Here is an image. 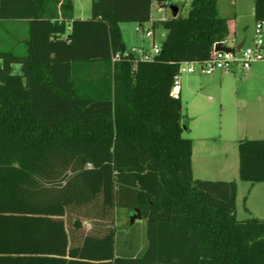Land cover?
I'll return each instance as SVG.
<instances>
[{
	"label": "trees",
	"instance_id": "trees-1",
	"mask_svg": "<svg viewBox=\"0 0 264 264\" xmlns=\"http://www.w3.org/2000/svg\"><path fill=\"white\" fill-rule=\"evenodd\" d=\"M250 1L264 22V0ZM155 2L168 0H92L83 20L73 0H0V264H264V220L238 219L236 181L194 178L171 95L181 64L211 59L234 18L192 0L154 21ZM17 21L26 40L3 42ZM126 22L166 30L153 60L113 62ZM239 176L264 182V140L240 141ZM122 209H140L144 240H122Z\"/></svg>",
	"mask_w": 264,
	"mask_h": 264
},
{
	"label": "rangeland",
	"instance_id": "rangeland-1",
	"mask_svg": "<svg viewBox=\"0 0 264 264\" xmlns=\"http://www.w3.org/2000/svg\"><path fill=\"white\" fill-rule=\"evenodd\" d=\"M191 2L192 0H168L166 6L155 2L152 8V19L161 21L174 17L173 7L178 8L179 15L187 16ZM230 2L231 0H226L224 9L223 2L220 0V15L223 16L226 13L229 18L236 15L235 20L230 21L232 33L248 35L252 41L246 46H252L255 39V18L251 10L253 2L238 0L236 1L237 7L230 6ZM91 3V0H78L75 15L82 19L89 18L91 16ZM11 26L10 24L4 25L1 33L3 42L9 43L14 36L16 39H22L24 35L27 38V33L24 34L22 28H8ZM138 26L139 23L126 22L121 24V29L126 52H133L135 57L141 58L143 55L151 54L155 47H160L165 38L166 30L162 26L153 29L151 23H148L144 30L137 31ZM147 29L154 32V38L145 37ZM18 47L24 48V43H18ZM258 66H264V61L254 63L249 71L239 67L234 73L228 75L224 88V91H227V98L224 102L217 98L216 92L210 91L203 92V98H196L190 88L199 85V81L211 82L216 75L205 76L198 72L183 73L179 80L180 85L184 88L181 100L183 121L187 120L188 113L191 115L194 113L198 117L192 123L193 132H184L185 137L193 138L195 142L192 164L194 178L212 181H236L238 183L236 201L239 220L252 217L264 220V182L253 185L240 179L238 171L239 144L234 141V136L237 135L244 138L247 136L264 137V78L251 75V72ZM189 79H191L190 82ZM213 87L212 89L217 91L216 84ZM175 93H178L177 89H175ZM212 126H215L217 131L211 130V135L221 132L219 127L223 128V142L215 144L206 141L204 145H201L200 137L204 135L205 129ZM132 212L127 209H122L120 212L121 221L118 222V226L119 230L124 233L121 238L122 240H129L136 235L137 239L141 237L142 241L145 238L146 221L139 220L137 221L138 225L132 226L130 223ZM80 220H84V218L81 217ZM83 222L86 229L90 228V222L85 220Z\"/></svg>",
	"mask_w": 264,
	"mask_h": 264
},
{
	"label": "built area",
	"instance_id": "built-area-1",
	"mask_svg": "<svg viewBox=\"0 0 264 264\" xmlns=\"http://www.w3.org/2000/svg\"><path fill=\"white\" fill-rule=\"evenodd\" d=\"M146 24L139 25L137 27V31L144 30L146 28L145 27ZM263 28H264V22L256 23L254 44L252 46L244 45L239 52H237L236 50L234 53L217 52L214 50V47L216 46L215 44L213 46V55L211 59L203 62L182 63L180 67V74L176 78L175 85L172 87L171 95L176 98L178 97L179 86H180L179 80L183 73L193 74L198 72L204 75H212L217 71L230 72L232 69L236 67L237 68L242 67L244 70H249L254 63L259 61H264ZM145 37L154 38V32H152L150 29H147ZM222 43L228 46L227 40ZM228 47L236 49L237 45L234 42H232V45ZM160 51H161L160 47H155L153 52H151V54L143 55L139 59L145 61H149V60L151 61L153 60L155 55H158L160 53ZM131 53L134 54L133 52ZM128 55L129 52H126L124 55L116 54L113 57V62L121 61L123 58L127 57ZM175 89L178 90L177 94L175 93Z\"/></svg>",
	"mask_w": 264,
	"mask_h": 264
},
{
	"label": "crops",
	"instance_id": "crops-1",
	"mask_svg": "<svg viewBox=\"0 0 264 264\" xmlns=\"http://www.w3.org/2000/svg\"><path fill=\"white\" fill-rule=\"evenodd\" d=\"M77 1L78 0H73V3H74V17H75V19H82V18L77 17L75 15V7H76ZM236 1H238V0H231L230 6L237 7L238 4H237ZM91 2H92V0H91ZM222 2H223V5H224V9H225L226 0H222ZM218 9L220 10V0H218ZM251 10L253 12V14H252L253 17L255 18V4H254V2L252 4V6H251ZM91 13H92V3H91ZM178 14H179V10H178ZM223 16L224 17H229V15H227L226 13ZM235 16L233 17L234 18L233 20H235V18H236ZM89 18H86V19H89ZM230 18H232V17H230ZM86 19H83V20H86ZM11 23L13 25V28H17V27L22 28L24 30V34L27 33V31H28L27 27L28 26H27V22L26 21H17V22H11ZM139 25H141V24H139ZM229 25H230V22H229ZM255 26H256V19H255ZM230 31H231V29H230ZM69 34H70V29L68 30V32L64 36L67 37V36H69ZM21 40L23 42L26 40L25 35L23 36V38ZM251 41H252V39L250 40L248 35H246V34L238 35V34H236V32L232 33V31H231V35L227 39V42H228L227 44H228V46H231L232 42H234L238 46L239 44H241L243 42L246 45L247 43H249ZM237 69L238 68L236 67V68L232 69L230 72L217 71V72H215L212 75H205V76L216 75V77L213 80H211V82H206L205 83V82L199 81L200 82L199 85H197V86L195 85V86L190 87L191 91L193 92V94L195 95L196 98L197 97H199V98L202 97L203 98V92H209V91L210 92H216L217 93V98L221 102H224L226 100V98H227V96H226L227 91H224V88L226 87V82L228 80V75L230 73H232V72L234 73L235 70H237ZM249 70H251V68ZM249 70H246V71H249ZM263 70H264V66H258V67H256V69L254 71L251 72V75L260 76L261 78H264ZM201 75H204V74H201ZM190 80L191 79H189V82H190ZM215 84H216L217 91H214V89H212L213 85L215 86ZM183 90H184L183 86L180 85L179 86L178 98H180L181 100H182V96H183ZM210 100H212L211 97H210ZM199 101H201V99H199ZM198 104H201V103L198 102ZM186 118H187V121H188L187 123H188L189 131L192 133L193 132L192 123L195 122L198 119V117L194 113L192 115L190 113H188ZM219 128H220L221 132L216 133V134H212V135L210 134L211 130L212 131H217L215 126H212V127L208 128V129H205L204 135L200 137L201 145H204L206 143V141L213 142L215 144L219 143V142H223V139H224V136L222 134L223 128L222 127H219ZM246 138L264 140V137H248L247 136ZM191 139L193 140V152H192V164H193V156H194V152H195V142H194L193 138H191ZM242 139H245V138L243 136H241V135L234 136V141H236L237 144H239V142ZM192 168H193V165H192ZM238 171H239V163H238ZM88 229H90V228H88Z\"/></svg>",
	"mask_w": 264,
	"mask_h": 264
},
{
	"label": "water",
	"instance_id": "water-1",
	"mask_svg": "<svg viewBox=\"0 0 264 264\" xmlns=\"http://www.w3.org/2000/svg\"><path fill=\"white\" fill-rule=\"evenodd\" d=\"M166 6V5H165ZM178 15V8L173 7V16L176 17ZM245 45V43H241L239 44L236 49L230 48L226 45H224L223 43H217L216 46L214 47V50L217 52H225V53H234L235 50L237 52H239L243 46ZM142 220V214L140 209H135L132 213H131V217H130V223L134 224L136 221Z\"/></svg>",
	"mask_w": 264,
	"mask_h": 264
}]
</instances>
